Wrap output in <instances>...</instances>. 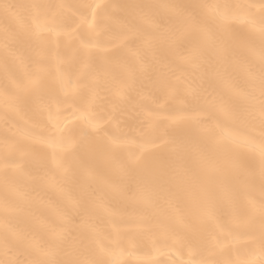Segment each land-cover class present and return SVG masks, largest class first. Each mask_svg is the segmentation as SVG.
<instances>
[{
  "label": "bare ground",
  "instance_id": "6f19581e",
  "mask_svg": "<svg viewBox=\"0 0 264 264\" xmlns=\"http://www.w3.org/2000/svg\"><path fill=\"white\" fill-rule=\"evenodd\" d=\"M202 4L228 7H169ZM262 29L264 0H0V260L31 264L55 229L61 261L261 264ZM207 30L224 51L188 60ZM56 128L88 136L64 152ZM220 128L224 167L178 180L170 142ZM204 185L230 196L209 212Z\"/></svg>",
  "mask_w": 264,
  "mask_h": 264
},
{
  "label": "snow or ice",
  "instance_id": "6c2138e0",
  "mask_svg": "<svg viewBox=\"0 0 264 264\" xmlns=\"http://www.w3.org/2000/svg\"><path fill=\"white\" fill-rule=\"evenodd\" d=\"M34 8L46 9L45 15L49 13L55 15L53 11L59 7L56 5H33ZM136 7H151V6H136ZM169 7L180 10V14H186L187 19L195 20L197 13L189 11V9H207L208 16H221V7L227 8V5H171ZM264 31V29H262ZM182 36L172 34L161 46L159 54L161 58H167L171 51L179 48L182 43ZM202 49L215 50L218 53L224 51V42L219 37L213 35L211 30L205 31L203 38L188 60L196 61L200 57ZM261 96H262V112H264V67L261 69ZM34 87H38L37 82H33ZM67 133V135H66ZM55 135L61 137L62 150L70 152L74 150L87 136V129L80 132L79 137L73 136L70 131L63 128H56ZM229 139L224 129L220 128L219 131L208 130H189L177 136L170 143L172 145L171 151L174 158L173 168L171 171L175 174L176 178L180 180L189 174L198 176L201 172L218 171L224 167L227 160V153L223 150V142ZM261 164L264 170V149L261 150ZM126 166L130 167L133 171H140L145 177L150 176V170L142 167V157L136 156L126 162ZM67 171V169H65ZM195 199L198 203L208 208L209 212L215 210L217 203L226 200L230 196V190L227 185L212 187L204 185L200 190L194 193ZM54 235L47 250L43 251L36 259L32 260L31 264H79L77 261L66 260L61 261L55 259L56 252L59 246L63 243L64 236L53 229ZM258 243L261 254V264H264V203L261 205V224L259 230ZM7 246V238H6ZM0 264H14L13 261L0 260ZM88 264H102L100 261H89Z\"/></svg>",
  "mask_w": 264,
  "mask_h": 264
}]
</instances>
